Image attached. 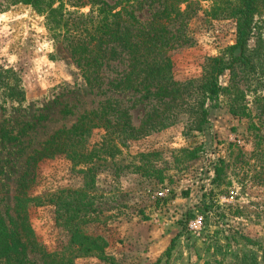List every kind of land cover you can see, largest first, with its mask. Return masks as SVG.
I'll list each match as a JSON object with an SVG mask.
<instances>
[{"label": "rangeland", "instance_id": "1", "mask_svg": "<svg viewBox=\"0 0 264 264\" xmlns=\"http://www.w3.org/2000/svg\"><path fill=\"white\" fill-rule=\"evenodd\" d=\"M211 4L201 1L203 10L189 22L192 41L169 52L176 79L199 76L207 56L235 43L234 22L206 15ZM252 23L250 45L264 39V7ZM0 65L17 72L25 97L17 108L0 110V127L18 136L0 138V214L26 241L25 264H44L45 252L68 264H264V79L241 85L250 117L234 116L220 102L192 137L181 123L126 142L91 128L88 159L78 162L35 151L83 113L100 116L106 99L126 108L135 126L151 111L148 101L91 88L66 46L49 34L44 16L23 3L0 0ZM226 80V73L219 76L221 85ZM182 148L193 152L187 157ZM220 159L224 180L217 186ZM64 189L84 191V216L76 224L99 237L90 252L72 235L74 222L64 223L48 200ZM19 192L31 201L27 240Z\"/></svg>", "mask_w": 264, "mask_h": 264}, {"label": "trees", "instance_id": "2", "mask_svg": "<svg viewBox=\"0 0 264 264\" xmlns=\"http://www.w3.org/2000/svg\"><path fill=\"white\" fill-rule=\"evenodd\" d=\"M201 1H211L206 15L231 19L235 25V43L224 47L220 54L207 56L199 76L176 79L169 52L192 41L189 22L202 9ZM8 5L27 4L44 16L45 26L53 39H59L69 50L86 83L101 94L116 91L134 93L150 104L140 123H131L127 109L114 107L106 99L98 112H85L69 127L55 132L40 151L44 156L64 154L85 162L86 139L91 128L103 127L126 142L181 123L184 134L195 136L207 123L211 107L223 103L238 117H250L243 103L244 80L261 82L264 77V39L257 37L250 45L253 17L264 0H4ZM87 8V11H81ZM111 72L112 77L105 75ZM226 73L225 85L219 76ZM264 76V75H263ZM107 81L105 82L104 80ZM0 110L6 104L17 108L24 99L21 79L12 67L0 65ZM5 142L18 140L9 128L0 127ZM112 139V138H110ZM201 150V149H200ZM187 157L193 152L179 149ZM199 151V147L195 148ZM91 153V151H90ZM216 163L213 182L223 183V165ZM27 192V191H26ZM19 192L17 211L20 228L29 237L27 207L31 202ZM71 195H80L76 199ZM82 190H60L48 199L61 210L63 222L82 220L85 203ZM68 197V198H66ZM29 202V203H28ZM58 209V210H59ZM87 252L99 237H93L80 227L72 229ZM17 231H10L0 214V264H25L26 241ZM96 239V240H95ZM34 245V243H33ZM83 249V250H84ZM44 264H68L69 259L42 254Z\"/></svg>", "mask_w": 264, "mask_h": 264}]
</instances>
